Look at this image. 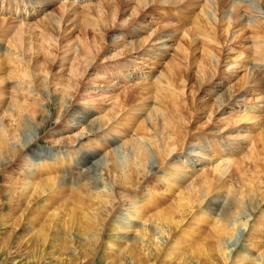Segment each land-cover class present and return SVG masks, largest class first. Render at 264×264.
<instances>
[{
	"label": "bare ground",
	"instance_id": "6f19581e",
	"mask_svg": "<svg viewBox=\"0 0 264 264\" xmlns=\"http://www.w3.org/2000/svg\"><path fill=\"white\" fill-rule=\"evenodd\" d=\"M82 2L90 4L89 7L84 5L86 9L77 10L75 4L78 5ZM35 4H38V1H35ZM4 5L9 6L5 0H0V12L7 11V9H5L6 11L2 9ZM35 12L37 9L33 4L31 8L25 5L14 20L0 18V62L10 64L8 66L10 73L6 74L8 76H0V91H9L10 102L13 106V112L8 110L0 112V150H4V157L0 156V175L8 173L18 165L20 166L18 167V177L13 176V173L8 176L13 185L22 183V192L25 196H30L32 192L40 196L56 194L58 197L70 194V196L76 195L73 199L74 204V201L80 199V196L84 194L85 198L98 201L101 214H104L102 228L121 230L126 242L134 240V237H130L132 234L138 235L139 240H143L145 237L149 238L146 235L148 232H152L151 225H157L154 222L156 223L158 220L161 222L163 218L165 219V209L157 211L161 208V204H158L160 197L167 199L169 196L173 198L178 195V204L186 201L185 204H179L178 208L183 209L188 206V209L192 211L195 208L203 209V204L204 208L209 211V208L214 204L217 207L214 212L220 210L215 213L216 217L214 218L216 219H212L215 221L214 225L218 236L221 234V239L224 236L237 244L236 237L240 227L248 228L250 220L253 221L261 209H264V198L260 196L262 195L260 191L264 188V174L257 183L253 181L255 186H252L253 183L250 182L251 186L248 191H244L243 187L236 189L232 183L233 179H236L234 176L239 174V171L242 174L241 170L250 165L246 164L245 167L240 168L247 162V159L251 158L248 156L245 159V154L249 153L248 150L245 153V149L258 141L259 146L256 152L264 151V132L257 140L256 135L252 136L255 126L264 129V96L253 100L248 98L250 101L263 104V106L260 105L261 107H257L259 105L256 103H251V106L247 103L249 102L247 96L252 93H261L264 88V39L262 38L264 35H261V32L264 33V27L259 25L261 21H264V0H126L125 2L124 0H65L57 10L51 9L43 19H38L35 23L25 24L22 22L29 20ZM38 13L42 14L43 12L38 9ZM89 18L96 21L93 22L95 26L89 28L88 22L84 23L88 29L85 26L82 28V26L79 27V25H83L81 22V24L78 23L79 29L75 28L78 19L91 22V19L88 20ZM170 19L172 24L162 22ZM147 26L152 27L154 31L152 34L158 35L160 38L157 41H162V43L165 39L167 42L173 40L174 34L181 31L184 41L178 39L180 41L178 47L184 54L183 57H187L186 59L192 55V52H189V48H185L184 45L189 44L192 49L200 48V59L205 64H202L204 66V69L202 68L203 75L198 79L200 81H198L197 91H194L192 87L190 89V82L187 83V79L178 77L177 75L180 73L175 74V71L167 77L165 86L160 87L166 93L169 92V96L186 98L189 102L185 104L193 109V102L204 101L206 92L203 94L204 91L201 92L200 87L203 86V83H207L208 96L213 103L207 106L206 121L203 122L205 128L200 135L192 134L188 128L191 121H194L195 110L193 109L194 111L192 110L190 113L187 107V113L183 114L185 120H182L186 127H183L182 132L178 135L169 131L171 128L167 122L170 120L167 121L168 117H165V111L162 108L159 109L161 103L152 104L151 110L145 111L143 115L137 114L140 119L136 121L137 125L131 126V129L137 126L135 130L120 129L122 125L130 126L132 120L128 118V120L125 118L122 120L121 116L117 117L119 112L116 110L120 111L117 96L109 98L111 101L114 100V104L115 100L117 103L112 104L113 107L109 110L102 106L105 108L102 111L105 112V115L103 113V116H99L100 112L98 111L100 110L94 104H97L96 98L102 99L100 103H103V97L106 98V96L114 94L120 89H118L119 85L125 83L124 81L129 82L130 78H135L136 81L131 85L143 86L141 88L134 87L132 89L134 93H153L154 90L150 89L149 82L145 79L147 76L144 78L142 71L137 68L139 66L132 63L135 56L148 57L146 61H151L154 54L157 55L155 59H161L164 53L167 54L165 45L160 50L166 52L158 51L155 48L146 50L148 40L141 37L140 31L146 29ZM242 26L253 29V32L256 29V32L251 33V30L249 32L244 30L243 35L235 37L241 32ZM72 28L78 31L77 36ZM4 32L7 34L5 35ZM28 32H37L44 36V46L47 50L43 54L48 59L37 58L39 54L33 51L30 41H28L30 44H27L25 35ZM229 34L231 35L230 39ZM131 35L133 41L128 42L127 36ZM136 35L138 36L136 37ZM74 36L78 39L77 41L73 40ZM261 38L262 43L259 46ZM238 39L245 41L242 45L246 43L250 45L246 49H254V59L251 58L252 60L248 62L244 57L245 62L247 61L243 66L244 80L247 81L244 90L242 92L226 91L224 89L226 85H222V82L225 79L231 80L235 67L242 66L244 63L239 59L241 63L232 66L233 71L229 70L228 73L220 71L224 55L226 56V53L231 50L228 41H232V43L235 41L234 43L238 44L236 43ZM84 44L92 45L93 51L84 56L83 69L70 65L67 70L70 72L68 80L74 82V85L71 86L74 92L72 90L67 92L68 97L59 96V93L56 94L58 92L57 85L54 86L56 89L52 87V80L55 79L50 78L54 71L53 68L62 66V59L56 57L64 49L71 50L69 46L73 45L76 53L74 57L77 58L79 51L84 50ZM227 44L230 46L229 48ZM111 48H118L125 52L129 51V48H134L135 53L126 56L122 63L102 64L100 60L107 56L106 50H111ZM247 50L250 51V49ZM118 53L106 57V60L121 57ZM44 55L43 57H45ZM111 65L121 68L116 73L119 80L108 77V69ZM128 67L130 70L127 69ZM92 74L95 77L92 81L94 84H91V93L94 92V94L88 93L86 96L87 90L83 88L85 85L82 81L90 78ZM220 74H224L222 77L224 80L219 76ZM149 75L147 78L151 79L152 75ZM105 78L107 85L105 88H101L100 85L106 83L101 80H105ZM179 80H182L181 83ZM158 83H161V80ZM61 85L63 86V84ZM97 85L98 88H96ZM186 88L191 91L188 93ZM155 91L158 93L157 90ZM196 92H200V97L197 98ZM1 95H3L2 92ZM56 97H60V99ZM81 99L89 101V104L85 106L79 104ZM57 101H60V104ZM55 102L61 110L56 122V129L47 134V138L54 148L46 153L33 151L32 145L38 141L42 133L45 134L49 127L47 126L49 122L45 124L40 119L45 115L50 104ZM65 102L66 106H61V103ZM237 108L242 111V114L238 115L239 120H235L237 115L234 111ZM50 113L52 116L53 112L50 111ZM222 117L223 120H221ZM260 120L261 122H259ZM214 121H218V123L215 124ZM213 122L214 124L210 125ZM219 125L221 126L218 127ZM258 136L257 133L256 137ZM249 147L253 151L256 148V146ZM243 152L245 153L244 159L240 157ZM260 154L258 156H264V153ZM257 160H260L261 163V158ZM263 161L261 164H264ZM206 168L209 170V177L212 175L219 177L218 181L222 182V185L216 186L211 183L208 176L202 178L199 173L203 174ZM117 174L120 179L117 178ZM202 179L204 180L202 181ZM212 184L214 188L211 187ZM215 186L219 195L218 199L215 197L207 201L213 192L211 188L215 190ZM219 187L223 189V192ZM132 188L133 190H131ZM218 189H220V194ZM199 196L203 197L201 203L198 201ZM29 199L32 198L29 197ZM221 199H223L222 202ZM116 201L119 205L115 204ZM242 206L244 209L238 212ZM183 211L185 212V209ZM180 212V215L184 214L182 211ZM150 214L155 216L154 220H150ZM168 214L172 215L170 212ZM205 215L203 214V216ZM241 215H245L243 224L238 223ZM184 217L181 221L170 222V224L175 223L176 227L173 228L174 224H171L172 227L168 224L166 227L168 230L162 225L164 220L161 222L162 224L158 222L166 230L159 232L161 231L159 228L162 226L155 227L157 233L159 232L161 235L155 233V239L159 236L158 240L156 239L158 241H156L158 244L156 245L160 246L161 250L164 249L165 252L170 250L177 239L178 232L182 233L181 229L179 231V227L185 223ZM187 217L189 216L185 218ZM97 226L99 227L100 224ZM148 235L150 236V234ZM178 240L180 241V239ZM143 243L145 244L144 241ZM165 243L167 244L165 245ZM220 247H222L221 244ZM229 247L226 246L227 250L223 249V251H227L223 254L224 261H228L233 252V250L228 251ZM177 249L175 247L174 251ZM259 255H261L258 259L259 264H264V256ZM243 259H248V256L241 260Z\"/></svg>",
	"mask_w": 264,
	"mask_h": 264
},
{
	"label": "rangeland",
	"instance_id": "374dc122",
	"mask_svg": "<svg viewBox=\"0 0 264 264\" xmlns=\"http://www.w3.org/2000/svg\"><path fill=\"white\" fill-rule=\"evenodd\" d=\"M35 1H38V4H35ZM125 1L126 0H124V2ZM5 2L9 6L4 5L2 9L4 10L7 9V11L5 10L6 12H0V18L4 20H8L9 18H10L9 20H12V19L14 20L18 12L23 7H25V5L28 8L29 7L31 8L33 4L36 7L37 12L33 13L32 17L29 20L25 21L22 19L23 20L22 22L27 24V23H35L36 21H38V19H43L45 16L48 15V12H50L51 9L54 8L55 10H57V8L61 6V3L65 2V0L61 2L57 0H23L22 2L19 0H5ZM19 2L22 3L21 4L22 6L20 5ZM79 4L78 5L75 4V6L77 10H80V11H83L84 8L86 9V7H89L90 5V4L88 5V3H85V2H82ZM84 5H86V7ZM10 7H13V8H10ZM38 9L42 10L43 13L42 14L38 13ZM196 12H199V10H196ZM90 19L91 18H89L88 20ZM81 22L83 23V25L81 24ZM91 22L90 21L85 22L83 19H78L77 23L75 24V28L79 29L80 26H82V28H84L85 26L88 29V26L89 28L91 26H95L93 22H96V21L93 18L91 19ZM162 22L172 24L171 19L169 21H162ZM263 22L261 21L259 24L262 27H264ZM78 23H80L81 25H79ZM84 23L86 24L88 23L87 24L88 26H86V24ZM244 30L245 31L248 30L247 32L251 30L252 31L251 33L256 32V29L253 32V29H248V27L246 28V26L243 28L242 26L241 32L239 34L236 33L237 35L235 37L243 35V33L245 32ZM235 31L237 32V30ZM73 32H75L76 36L79 34L78 31H76L75 29H73ZM140 32L142 33L141 37L148 40V43L145 47L146 50L149 51L151 50V48H155L158 51L166 52L165 50H160L163 45H165V49L167 50V54L165 55L164 53V55L161 56V59H155L157 55L154 54L152 55L153 57L151 61H146L148 57H143V56H135L136 61H134L135 59L132 61L133 64H136L139 66L137 68H139V70L142 71V73L144 74V78L146 76L147 77L150 76L149 74L152 75L151 79H148L147 77L145 79L146 81L149 82L148 86L150 87V89L154 91L153 93H146V92L134 93L132 91L134 87L141 88L143 86L142 85L141 86L131 85V84L136 83V81H135V78H130L129 82L124 81L125 83H121L119 87L118 85H116L118 89L119 88L120 89L117 90L114 94L108 95L106 96V98L103 97L104 98L103 103H100L102 99L100 100H98L97 98L96 100L94 99L97 102V104L94 102L92 103H94L97 109L100 110L98 111L100 112L99 116H103V113L105 115V112H102L103 109L105 108H102V106L106 107V109L109 110L110 108L113 107L112 104L115 105L117 103L116 100L114 104V100L111 101L109 99V98L117 96L119 99V100L117 99L118 104L120 106V109H119L120 111L116 110L117 112H119L117 117L121 116L122 120L124 118L125 120H128V119L132 120L130 123V126L127 127L126 125L124 126L122 125L120 129L123 130L127 128L126 130H135L137 126H134L133 129L131 128L133 127L132 126L133 124L137 125L135 123L136 121L140 119L137 116V114L141 113L143 115L145 111L149 112L151 110V108L153 107L152 104L161 103L159 106V109L162 108V110L165 111L164 113L165 117L169 118V119L167 118V121L170 120V122H167L169 123V128H171L169 131H171V133L174 135H178L182 132L181 131L182 128L186 127V124H184V121H182L184 119L183 114L187 113L186 111H188V109L190 110L189 111L190 113L194 109L195 110V115L193 116L194 121H191V124L192 123L193 124L192 125L188 124L189 126L188 125L187 126L191 130L192 134L200 135L201 133H203L204 131L203 129L205 128V126L203 127V122L205 123L206 121L205 116L207 115V111H206L207 106H210V103H213L211 98L208 96L209 92L207 91V83H203V86L200 87V91L201 92L204 91L203 94H205L206 92L205 94L206 97L204 98V101L200 102V100H197L196 101L197 103L193 102L194 104L193 109L190 108V106L186 105L189 102L186 98L169 96L168 94L169 92L166 93L164 90L160 89L161 86H165V83L167 82V77L173 71H175L174 72L175 74L180 73V75L179 74L177 75L178 77L187 79L188 81L187 83L190 82L189 83L190 89L192 87L194 88V91H197V89L199 88L198 81H200L198 79L203 75V72H202L204 69L203 65L205 64V62L202 63L200 59V48L197 49L195 47L192 49V46H189V44L187 45L183 44L185 48H189V52H192V55L188 59H186L187 57L186 58L183 57L184 54L180 52L179 47H178L180 44V41H184V35L181 31H178L177 33L174 34L175 35V38H173L174 41L171 39H168L171 41L167 42V40L165 39L163 43L162 41H157L160 38L158 35L152 34V32L154 31L151 26H147L146 29L141 30ZM231 33L233 34V32ZM4 34L6 35L7 32H4ZM230 34H229V39L231 36ZM261 35H264V33L261 32ZM25 36L27 38V44L31 43L30 46H32L31 48L33 49V51L39 54L37 58L38 59L45 58V60L48 59L43 54V52L47 50L46 47L44 46L45 45L44 36L41 34H38L37 32L36 33L28 32ZM137 36L138 35H136V37ZM262 38L264 39V36ZM262 38L260 39L259 46H261ZM74 39L75 41L78 40L75 36L73 40ZM130 40L133 41L132 35L127 36V41L129 42ZM28 41H30V43ZM237 41L238 42L236 43L238 44H235L234 43L235 41L233 43L232 41L230 42L228 41V44L231 46V50L228 51L230 53L228 52L226 53V56L224 55V58H223L224 60H223L220 71L221 72L225 71L224 73H228L229 70L231 72V70L233 69L234 66H236V64H239L241 62H244V63L242 64V66L235 67L236 69H234V71L232 70L234 73H233V77L231 78V80H226V79L224 80V78H222L224 74H220L219 76L224 80L222 82L223 83L222 85H226L224 88L226 91L235 90L234 92H238V91L242 92L247 82L246 80H244L245 70L243 66L245 65L247 61L249 62L250 60L254 59L253 53L255 52H253L254 49L251 50V48H247V49H250V51H248L246 47L247 46L249 47L250 45L247 43L245 45H242V43L245 42L242 39L240 40L238 39ZM74 42H72V44H74ZM248 43H250V41H248ZM234 44L237 46H235ZM229 45H228V48L230 47ZM69 47L71 50L64 49L63 51L65 52L62 51L58 53L60 55H57L56 58L62 59V63H61L62 66L61 68L59 66L58 67L56 66L55 68H53L54 71H52L53 73L52 75H50L51 79L52 78L55 79V80H52V84H53L52 87L54 86L56 87L57 85L56 88L58 92H56V94L59 93L58 94L59 96H67V97H68V95L66 94L67 92H71V90L72 92H74L73 87H71L72 85H74V82H72V80H68L70 72H68L67 70L69 66L74 65L76 67L83 69L84 56L86 54L89 55L93 51L91 48L93 47L92 45L84 44L83 45L84 50L79 51V54L76 58V56L74 57V55L76 54L74 51L75 47L73 45ZM242 47L245 49L239 50V48H242ZM132 49L129 48V51L125 52V51H121V49H118V48H111V50L110 49L106 50L107 58L113 53L117 54L118 52H119L118 54H120L121 57H114V59H110L109 61H107L106 60L107 58L105 57L100 61L102 64H112L116 62L122 63L126 56H128L131 53H135L134 48ZM121 53L125 55H122ZM43 55L45 57H43ZM244 57L247 60L246 62L244 60ZM239 59H241L240 60L241 62L239 61ZM9 65L10 64L6 62H3V61L0 62V76L1 77L8 76L6 74L10 73L9 72L10 68H8ZM175 66H177L176 69H175ZM129 68L130 67H128L127 69L130 70ZM120 69L121 68L119 67H115L111 65L110 68L108 69L109 70L108 77L114 80H119L116 73ZM104 76L106 77V75ZM177 76H176V79L178 78ZM94 77H95L94 74H92L90 78L83 79L82 81L83 85H85V86L82 85L83 88L87 90L86 91L87 93H85L86 96L88 93L92 92L91 84H94L92 82L94 80ZM106 78L105 80L102 79L101 81L106 82L107 80ZM159 80H161V83H158ZM181 81L179 80V83H181ZM61 84H63V86ZM106 85H107V82L102 83L100 87L105 88ZM64 86H65V90L63 88ZM98 87L99 86L97 85L96 88ZM155 90H157L158 93H156ZM188 90L187 92L189 93L191 90L190 91ZM1 92L3 95H1ZM199 93L200 92H196V95L198 94L197 98L200 97ZM91 94H94V92ZM263 94H264V88L261 91V93L260 92L252 93V95L250 94L249 96H247V100H249L250 98H252L253 100L257 97L264 96ZM9 96H10L9 91L7 90L0 91V97H2L0 98V112L1 113L2 111H5V110H8L9 112L11 111L13 112V106L11 105V102H10L11 99ZM56 98L60 99V97H56ZM57 102L59 103L60 101H57ZM57 102L50 104L49 108L47 109V112L40 119L45 124L49 122V125H47L49 127L46 129L45 134L42 133L41 136L38 135L39 136L38 141L34 143L31 147L33 151H41V152L46 153L50 149L54 148L53 144L47 138L48 137L47 134L52 133L53 130L56 129V125H57L56 122L59 117L58 116L59 111L61 110L59 109L60 107L58 106ZM88 102L89 101H86L85 99L83 100L81 99L79 104L85 106L89 104ZM247 103L250 106L253 103H256L257 105H259L257 107H261L260 105L263 106V104H260L259 102H256V101L253 102L249 100V102ZM61 106L65 107L66 102L61 103ZM50 111L53 112L52 116H51ZM234 112L236 113L237 117L238 115L240 116V114H242L241 109H238V108L235 109ZM180 115L183 118H181ZM223 117L221 118V120L224 119ZM237 117H235L236 118L235 120L237 119L239 120V117L238 118ZM213 118L216 119L215 117ZM214 122L215 124L218 123V121H214ZM214 122L210 123V125L214 124ZM259 122H261V120ZM220 126L221 125H219L218 127ZM256 128H259V126H255V129L252 132V136H255V135L257 136V133H258L259 136L258 137L255 136L257 140L260 137V135L264 132L262 131L264 129L263 127H260L259 129H257L258 130L257 131ZM257 142L254 143L255 145L254 144L249 145L251 147L256 146L254 151L251 150V148L248 146L244 152L246 153V151L248 150L247 152L249 153L245 154L243 152L242 156H240L242 158L245 154L246 155L245 159H247L248 156H250L251 158L247 159L246 160L247 162L242 164L240 168L245 167L246 164L248 165L250 164L249 167L244 168L243 169L244 171L241 170L242 174L239 171V174H236L234 176L236 179H233L232 183L235 185L236 189H241V187H243L244 191L246 190L248 191L249 186L251 185L255 186V182L257 183L259 178H263L264 164H261V163H262V160H264L263 158L264 156L262 155L264 151L260 150L256 152L259 146V142L258 144ZM259 152L260 153L262 152V153L260 154ZM259 154L262 156L261 157L258 156ZM1 155L2 157H4V150H0V156ZM258 158L259 159L261 158V163L259 162L260 160H257ZM242 159H244V157ZM18 167L20 166L17 165L15 169L10 170L8 173H3V175L7 174L5 176H3L2 173L0 175V264H259L258 259L261 256L259 254H262L264 256V234H263L264 232L263 231L264 229L263 227L264 209H261V211L259 212V214L253 221L250 220L251 223L249 224L248 228L240 227V229L238 230L237 237H236L238 243L234 244V242H232V240H230L229 238L227 237L224 238V236H222V239H221L220 238L221 234L220 236H218V233H217L218 231L216 230V227L214 225L215 221L213 220L216 219L214 218L216 217L215 213H218L220 210H217L214 212V210L217 209V207H215L214 204L209 208V211L208 209L204 208L205 206L203 204L202 205L203 209L201 210L195 208L192 211L188 209V206H187L183 208L185 209V212H184L183 209L178 208V206H180L179 204L181 205L185 204L186 201L184 202L182 201L178 204L179 202L177 201L179 198L178 195L173 196V198H170L169 196L167 197V199L160 197L158 204H161V208L157 211L160 212L162 211V209H165L164 210L166 211L165 212L166 215L164 216L165 219L163 218L164 221L161 220V222L163 221L162 223L164 224H162L159 220L156 223L154 222V224H157V225H151L152 232H148L146 235L149 238L145 237V239L139 240L138 235L135 236V234H132L130 237L131 238L134 237V240H130L126 242V239L124 238V235L121 233V230L119 231V230H113L112 228H105V229L102 228V220H103L102 218H104V214H101L102 211L99 208V204H97L98 201L85 198L84 194L80 196V199H78L77 201H74L75 202L74 204H73V199H74V196L76 195L70 196V194H66L62 197L60 196L61 198L58 197V195L56 196V194H54L53 196L44 195L45 196L44 197V196L37 195V193L35 195L30 190L32 192L30 193V196H25L24 193L22 192V189H23L22 183L13 185V183H11L10 178L8 176L9 174L12 175L13 173L14 174L13 176L18 177V174H19ZM199 174H201L202 178L203 176H208V179L210 180V182L215 184L216 186L222 185V182L218 181L220 180L219 177H214L213 175L209 177L208 168L204 170L203 174L202 172ZM117 178L120 179V176L118 174H117ZM203 180L204 179H202V181ZM250 182L253 184H251ZM213 184L211 185V187L213 186ZM216 186H215V190L212 189L214 187L211 188V191L213 190V192H211L212 195H210L207 201L211 200V198L219 197V195L216 192L217 191ZM220 189H218V191ZM131 190H133V188ZM220 191L223 192V189H221ZM220 191H219V194H220ZM260 192H262V195H260L261 198H264V188H262ZM68 193L70 192L68 191ZM176 194H179V193H176ZM252 195H257V194H252ZM29 197H31L32 199H29ZM41 197H44V198H41ZM198 199H199L198 200L199 203H201L203 197L199 196ZM172 200H174L175 202ZM220 201L222 202L223 199H221ZM115 204L119 205L118 202ZM242 209H244V206H242L241 209L238 210V212L241 211ZM177 210L179 211V213ZM167 211L170 212L172 215L170 216V214H168ZM180 211H182V213L184 214L180 215L181 213ZM202 213L206 215L203 216ZM152 214H150L151 215V217H149L151 218L150 220L152 219L154 220L155 216ZM183 215L185 217L186 216H189V217L185 218ZM183 217H184V220L185 219L186 220L188 219V220L187 222L186 220L185 221L183 220L185 223H182L181 227H179V231L181 229L182 233L178 232L177 239L175 240L173 245L170 247V250H167L165 252L164 249H162L163 250L162 251L161 247L157 246L158 245L157 238L161 236L159 232L168 230V228L166 227L168 224H170V222H173L174 220H175L174 222H177L178 220L181 221ZM240 217L241 218H239L238 223L243 224L245 215L244 216L241 215ZM158 222L161 223L165 227L166 230L163 229L164 227ZM99 224L100 226L98 227L97 225ZM171 224L175 225V223H171ZM171 224L169 225L170 227H172ZM156 226L157 227L162 226V228H159L161 231L158 230L159 231L158 233H157V230H155L157 229L155 228ZM174 227H176V225L173 226V228ZM155 233L157 235L159 234V236L156 237L157 240L155 239V236H156ZM148 234H150V236ZM151 236L153 237L151 238ZM178 239H180V241ZM143 241L145 242V244L143 243ZM224 241H227V242H224ZM161 244H162V241H161ZM166 244L167 243H165V245ZM220 244L222 245V247H220ZM232 245H234V247H232ZM226 246H230L228 251L233 250V252L231 253L230 259L228 261H224V255H223L225 251L227 250ZM175 247L178 249L174 251ZM223 249H226V250L223 251ZM246 256H248V259L241 260L243 257H246Z\"/></svg>",
	"mask_w": 264,
	"mask_h": 264
}]
</instances>
